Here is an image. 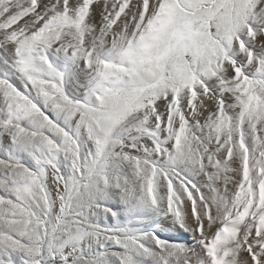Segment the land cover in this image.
Segmentation results:
<instances>
[{"label": "snow or ice", "instance_id": "obj_1", "mask_svg": "<svg viewBox=\"0 0 264 264\" xmlns=\"http://www.w3.org/2000/svg\"><path fill=\"white\" fill-rule=\"evenodd\" d=\"M0 264H264V0H0Z\"/></svg>", "mask_w": 264, "mask_h": 264}]
</instances>
